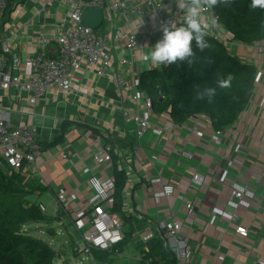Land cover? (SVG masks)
Returning <instances> with one entry per match:
<instances>
[{"label":"crops","instance_id":"crops-1","mask_svg":"<svg viewBox=\"0 0 264 264\" xmlns=\"http://www.w3.org/2000/svg\"><path fill=\"white\" fill-rule=\"evenodd\" d=\"M32 13L28 7L14 23L17 36L12 40L14 60L10 64L22 76L33 72L37 29L24 24ZM11 23L2 21L4 27ZM238 51L241 63L257 69V82L237 121L219 134L194 117L181 123L179 132L157 136L148 131L138 140L135 124L125 121L122 109L141 108V114L159 128L166 119L164 114L147 112L141 102L136 106L127 92L116 93L107 76L96 78L86 67L74 75L67 93L51 90L35 105L29 104L26 92H1L0 118L13 126L35 127L41 147L34 164H25L15 173L29 185V200L44 206L47 219L60 215L57 221H41L45 226L39 228V239L58 252L43 232L53 239L62 235L73 250L78 235L72 220L84 218L98 204L87 184L89 177L114 179L116 171H123V205L114 215L122 223L127 243L114 250L106 260L109 263L121 259V264H141L138 257H142L144 243L157 236V223L175 220L189 239L192 264H264V61L243 49ZM128 61V68L140 75L158 70V65L145 60ZM93 134L108 135L104 141L113 151L105 165L93 161L98 151ZM183 152L190 157L185 158ZM158 179L174 185L182 199L167 196L155 200L152 193L159 187ZM233 183L252 192L251 198L243 197L236 207L229 205ZM58 194H63L61 202L56 199ZM185 203L195 205L193 217L185 211ZM239 226L248 230L246 237L236 233ZM29 229L25 225V231ZM106 261L102 264H108Z\"/></svg>","mask_w":264,"mask_h":264},{"label":"built area","instance_id":"built-area-1","mask_svg":"<svg viewBox=\"0 0 264 264\" xmlns=\"http://www.w3.org/2000/svg\"><path fill=\"white\" fill-rule=\"evenodd\" d=\"M9 4L11 9L7 13ZM28 7L34 13L24 24L35 27L37 32L31 57L33 72L22 76L14 73L10 60H14L12 40L17 36L14 23L20 20ZM215 7L216 5L209 8L206 4L203 7V15L209 18L207 36L224 44L227 53L238 60L241 58L238 50L243 49L245 53L250 52L264 61V41L244 44L234 40L219 22ZM89 9H98L102 14L101 23L96 29L83 22L84 14ZM12 11L15 12L14 15L11 14ZM181 15L182 10L175 0H0V93L11 89L26 92L29 94V104L35 105L51 90L67 93L71 89L74 75L86 67L93 70L96 78L107 76L117 94L127 92L132 103L138 106L141 102L147 112H153L152 99L139 88L141 75L128 68V60H143V55L162 38L161 25L171 20L179 24ZM210 18H216L214 25ZM3 19L6 23L12 21L9 27L2 25ZM51 48L54 54L50 52ZM118 50L122 53L121 56H118ZM126 55H131L132 58L128 59ZM167 66L168 64L158 65V70ZM256 82L257 76L255 86ZM122 116L125 121L135 124L138 140L143 139L148 131L160 136L164 132H179L183 129L181 124L174 123L166 115L162 127H156L141 114V108L122 109ZM198 118L202 123L199 125H210L207 120ZM193 132L200 135L197 128ZM37 138L35 127L27 124L13 126L0 118L2 172L12 174L25 164H34L41 151ZM104 138L106 140L108 135H92V139L98 143V151L93 157L97 165H105L111 160L113 150ZM183 156L190 157L187 152H183ZM194 179L200 181L198 177ZM156 182L159 187L152 193L155 200L167 196L182 199L174 185L162 183L159 179ZM87 184L98 204L84 218L74 217L72 220V226L78 235L73 249L77 256H89L94 250L111 252L124 238L121 221L110 211L114 179L90 176ZM231 187L230 206L236 207L243 197H252L248 187L237 183H233ZM56 199L61 202L63 194H58ZM39 208L42 213L45 212L43 205H39ZM185 211L193 217L195 205L185 203ZM181 229V224L175 220L161 221L156 225L157 236L164 248L176 255V264H192L193 252L189 239L181 234ZM236 233L246 237L248 230L239 226ZM144 251L147 252L146 247ZM115 253L118 254L116 251ZM138 260L141 262V257Z\"/></svg>","mask_w":264,"mask_h":264},{"label":"trees","instance_id":"trees-1","mask_svg":"<svg viewBox=\"0 0 264 264\" xmlns=\"http://www.w3.org/2000/svg\"><path fill=\"white\" fill-rule=\"evenodd\" d=\"M252 3L253 0H222L215 7L219 22L234 40L244 44L264 41V6L253 7ZM205 39L209 46L203 51L193 42L191 62L177 61L162 70L142 73L139 88L152 99V110L166 115L174 123L181 124L198 116L207 120L213 131H223L242 113L254 89L257 70L229 55L224 44L209 36ZM229 75L232 77L230 86L219 87L218 80ZM205 88L216 89L211 101L199 96ZM125 184V172L116 171L112 214L122 209ZM28 188L20 173L6 174L0 169V264H55L59 259V253L48 243L25 231L27 224L53 222L60 217L47 219L39 204L29 200ZM126 243L124 237L111 252L94 250L91 257L103 263ZM144 246L147 252H141V264L177 263L176 255L164 248L158 236L147 240Z\"/></svg>","mask_w":264,"mask_h":264},{"label":"clouds","instance_id":"clouds-1","mask_svg":"<svg viewBox=\"0 0 264 264\" xmlns=\"http://www.w3.org/2000/svg\"><path fill=\"white\" fill-rule=\"evenodd\" d=\"M175 2L182 10L180 23L171 20L161 25L162 38L142 57L151 64L166 65L189 60L194 56L193 42L201 51L209 46L205 39L208 35L209 18L203 15V7L206 4L211 8L222 0H203V2L202 0H179V2L175 0ZM252 6H264V0H253ZM210 22L214 25L216 18H210ZM231 79L229 75L226 79L218 80L219 87H229ZM215 94V88H205L199 96L200 98L206 96L211 101Z\"/></svg>","mask_w":264,"mask_h":264},{"label":"rangeland","instance_id":"rangeland-1","mask_svg":"<svg viewBox=\"0 0 264 264\" xmlns=\"http://www.w3.org/2000/svg\"><path fill=\"white\" fill-rule=\"evenodd\" d=\"M98 31H100V29H98ZM44 226L45 223L43 222L29 224L30 229L27 233L35 236V238H39L38 235L39 233H41V230L39 228L41 227L44 228ZM54 233H56V230L54 231ZM43 234L46 237V239L50 242V244L55 246V249L59 250L58 252L61 254V256H59V259H57L55 264H102L94 260L91 257V255L77 256L75 252L72 250V246H70L67 237L61 235V236H56V238L53 239L50 236V234L46 232H43ZM125 252H128V250H126ZM120 260L121 259L114 260V264H121L122 262H124ZM106 262L108 264H113V263H109L108 261Z\"/></svg>","mask_w":264,"mask_h":264},{"label":"water","instance_id":"water-1","mask_svg":"<svg viewBox=\"0 0 264 264\" xmlns=\"http://www.w3.org/2000/svg\"><path fill=\"white\" fill-rule=\"evenodd\" d=\"M102 20V14L98 9H89L85 12L83 22L87 26L96 29ZM161 100V99H160Z\"/></svg>","mask_w":264,"mask_h":264}]
</instances>
